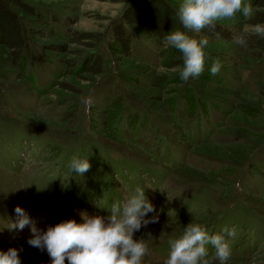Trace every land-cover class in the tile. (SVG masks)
I'll return each mask as SVG.
<instances>
[{
    "label": "rangeland",
    "instance_id": "1",
    "mask_svg": "<svg viewBox=\"0 0 264 264\" xmlns=\"http://www.w3.org/2000/svg\"><path fill=\"white\" fill-rule=\"evenodd\" d=\"M22 1L41 13L64 42L73 30L102 37L91 51L70 42L66 49L75 47L79 53L58 54L41 46L42 37L32 38L27 32L32 25L20 16L32 59L15 68L0 47V250L22 248L21 264H49L46 253L26 243L27 227L8 229L15 220L14 206L24 208L41 228L66 219L79 223L80 213L106 216L113 201L142 186L158 216L134 233L150 249L142 264H164L169 239L182 235L188 223H202L210 234L235 227V236L228 238L229 261L264 264V139L259 136L264 100L255 112L238 104V96L257 90V80L264 78V51L259 60L242 63L246 53L236 43L243 33L256 34L255 25L245 23L240 13L217 20L231 30L229 39H207L205 61H218L219 72L210 76L208 67L206 73L182 81L174 74L179 69L162 66L168 45L153 28H127L133 57L110 47L108 27L122 19L130 0ZM167 2L177 12L182 0ZM188 34L200 39L197 33ZM92 55L99 57L103 69L95 83L84 81L79 74L83 70L75 66ZM141 60L153 76H162L157 86L153 76L139 78L143 87L153 89L160 112L136 98L137 83L128 79L133 72L127 64ZM202 79H208L209 89L231 87L233 95L209 99L208 91L195 89ZM188 94L200 96L187 106L189 111ZM88 96L92 104L85 111L81 101ZM130 111L135 115L129 124L118 126L112 120L114 113L128 116ZM229 150L236 155L233 161L226 156ZM74 156L87 157L91 165L80 177L67 167ZM212 178L225 188L209 185ZM207 248L209 264H219L215 249L210 244Z\"/></svg>",
    "mask_w": 264,
    "mask_h": 264
},
{
    "label": "clouds",
    "instance_id": "2",
    "mask_svg": "<svg viewBox=\"0 0 264 264\" xmlns=\"http://www.w3.org/2000/svg\"><path fill=\"white\" fill-rule=\"evenodd\" d=\"M236 13L251 17L253 8L247 0H182L176 17L182 28L188 31H171L164 38L168 46L181 53L183 66L179 78L182 81L194 79L204 71L208 44L207 39H197L188 33H200L205 28L212 30L217 20L232 18ZM254 31L264 36V22L257 23ZM236 43L246 46L245 36H238ZM220 67L215 61L209 71L215 75ZM81 102L87 111L92 98L84 97ZM67 167L72 175L80 177L91 165L87 157L74 156ZM107 210L106 216H89L82 212L79 223L66 219L41 228L36 218L17 205L13 208L15 220L10 221L8 229L22 231L27 227L26 243L46 253L49 264H66V261L67 264H142L150 249L142 239H134V233L158 219L145 188L136 186L124 200L113 201ZM235 234V227L210 234L204 224L188 223L182 235L169 239V253L164 264H209V244L215 249L214 257L219 264H227L231 256L228 238ZM20 251L22 248L14 247L0 250V264H21Z\"/></svg>",
    "mask_w": 264,
    "mask_h": 264
},
{
    "label": "trees",
    "instance_id": "3",
    "mask_svg": "<svg viewBox=\"0 0 264 264\" xmlns=\"http://www.w3.org/2000/svg\"><path fill=\"white\" fill-rule=\"evenodd\" d=\"M247 2L253 8V15L251 17H246L244 20L245 23L249 25H256L257 23L264 22V0H247ZM20 16L32 25V27H30L27 31L32 38H43L41 46L47 51L53 50L58 54L66 51H75L73 53L77 54L79 53V49H76L75 47L66 49V45L70 42L80 43L86 45L87 50L91 51L94 48L93 44L97 45V43L100 41V34L95 35L91 32H79L77 30H73V35L66 39L67 42H64L59 39V33L51 29V27L43 18L41 13H38V11L34 10L22 0H0V47L6 51L8 59H10L13 67L18 69H20L24 63L26 64L28 59H32V57L30 56V52H27L29 51L28 42L25 39L26 36L20 22ZM123 21L125 24L123 23ZM34 24H37L38 27L37 25L33 27ZM215 24L216 25L214 29L210 30L205 28L202 29L201 32L197 33L196 35L200 38L209 40H214L216 37L222 39H229L231 37V30L229 33L221 24H218L216 22ZM134 26L153 28L155 34L162 40H165V36L171 31H185L176 17L175 9L169 5L167 0H130L129 4H127L125 11L123 12L122 19H117L114 23H112V25L108 27V30L111 33L112 40L110 47L113 50H118L117 53H121L124 56L133 57V54L128 51L131 42V33L127 28H133ZM241 35H244L246 38V46H243V49L246 53V57L245 59H242V63L246 61L252 62L259 60L261 53L264 51V36L252 33H243ZM91 39H93L94 41ZM91 44L93 45V47ZM207 49L208 46H206L205 52ZM163 52L164 55H166L167 59L166 61H161L163 63L162 66H164L166 69H179L174 73L178 74L183 66L181 53L170 46H167ZM93 56L94 55H92L90 59L88 57L83 56V60L80 61V63L78 62L77 65H75L77 66L78 71L81 69L83 70L81 73H79L80 76H82L83 80L90 83H95L97 81V78L103 76L102 62L98 59L99 57L95 58ZM61 60L69 65L75 64L74 61L71 59L62 58ZM143 62L144 61L141 60V63L137 62L127 64L126 67L131 68L133 72V76H128V79L137 83L138 88L136 87V98L145 101L150 108L160 112L163 109L162 106L156 104V96H154V94L152 93L153 89L143 87L144 82L141 79L150 80L154 75L148 70L149 64L147 62ZM208 67H210V65H208L205 61L203 73H206V68ZM210 74V76L214 77L212 73ZM219 76L221 77V75ZM161 77L162 76L160 75L153 76V78L157 79V83L154 82L156 86L160 85L158 80H162ZM208 79H210V77H208ZM208 79H202L203 81H197L195 89L198 92L204 93L208 91V95L210 96L208 98L212 100H214L215 98L227 100L226 98H229L231 95H233V90L231 87L230 89L225 86L222 87L221 85H217L216 87L209 89L207 87ZM256 89L257 90L251 92L246 91L241 95L234 94L236 96L239 95L238 104L240 107L242 106L243 109H248L250 110V112H255L257 109L261 108L262 100H264V78L262 80H257ZM118 97H120L117 99L119 104V102H122V99L121 96ZM196 98H200V96L194 97L192 94H188L185 109L188 108L187 106H192ZM201 99L204 103L205 97L201 96ZM134 115V111H130L128 116L126 114L122 116V114L120 113H114L112 120L117 124L119 122L118 126H125L132 121ZM261 115V120L264 122V112L261 113ZM69 120H71V115L67 119L65 117L63 123ZM105 128L106 129L104 130L107 133V130L109 131L110 129L109 127ZM259 136H261L260 138L264 139V130L263 132H260ZM235 145H240V143L236 142ZM203 147L201 146V148ZM233 149L235 151H238V149L236 148ZM229 152L230 153L228 154L231 155L226 156L230 159V161H233V159L236 158V155H232L234 153L230 150ZM207 183L214 187L225 188L224 184L219 181H216V179L214 178L207 180ZM55 202L58 203L59 201L55 199ZM227 264H254V261L248 259L247 261L242 262L241 259L236 258L234 260L228 261Z\"/></svg>",
    "mask_w": 264,
    "mask_h": 264
}]
</instances>
